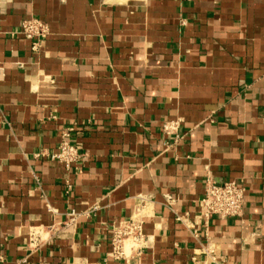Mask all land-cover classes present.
Listing matches in <instances>:
<instances>
[{"label": "crops", "instance_id": "1", "mask_svg": "<svg viewBox=\"0 0 264 264\" xmlns=\"http://www.w3.org/2000/svg\"><path fill=\"white\" fill-rule=\"evenodd\" d=\"M207 179L240 216H201ZM0 264H264V0H0Z\"/></svg>", "mask_w": 264, "mask_h": 264}, {"label": "built area", "instance_id": "2", "mask_svg": "<svg viewBox=\"0 0 264 264\" xmlns=\"http://www.w3.org/2000/svg\"><path fill=\"white\" fill-rule=\"evenodd\" d=\"M20 33L31 41V49L37 50L48 34L47 25L39 19H24L20 25ZM179 120H168L162 124V132L167 137L178 139ZM72 128L61 130L57 150L51 157L60 161L66 169L75 164L79 157V148L71 142ZM244 187L237 181H224L216 184L207 179L204 193L200 200L201 216L207 218L211 215L222 219H229L241 215L244 207ZM126 239L132 242L143 240L141 218L135 214L113 232L110 243L115 257L123 256L122 244Z\"/></svg>", "mask_w": 264, "mask_h": 264}]
</instances>
